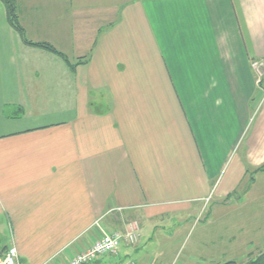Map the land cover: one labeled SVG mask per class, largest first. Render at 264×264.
<instances>
[{"label": "crops", "instance_id": "0c3cea01", "mask_svg": "<svg viewBox=\"0 0 264 264\" xmlns=\"http://www.w3.org/2000/svg\"><path fill=\"white\" fill-rule=\"evenodd\" d=\"M18 15L28 41L90 60L26 44L0 1V256L67 264L129 228L111 216L182 218L264 165V0H18ZM142 243L96 264H137Z\"/></svg>", "mask_w": 264, "mask_h": 264}, {"label": "rangeland", "instance_id": "374dc122", "mask_svg": "<svg viewBox=\"0 0 264 264\" xmlns=\"http://www.w3.org/2000/svg\"><path fill=\"white\" fill-rule=\"evenodd\" d=\"M59 5L61 12L62 4ZM65 14L69 21L73 12ZM63 43L68 44L66 40L60 42ZM263 84L264 81L260 88L264 92ZM247 176L228 199L200 203L182 218H161L146 224L143 230L142 219L121 218L113 213L111 229L138 226L139 240L127 245L137 247L143 242L139 254L130 261L137 264H224L230 260L245 263L264 252V174L256 177L253 186L251 175Z\"/></svg>", "mask_w": 264, "mask_h": 264}, {"label": "built area", "instance_id": "2783aa9c", "mask_svg": "<svg viewBox=\"0 0 264 264\" xmlns=\"http://www.w3.org/2000/svg\"><path fill=\"white\" fill-rule=\"evenodd\" d=\"M257 86L264 81V58L254 59L251 62ZM138 226L130 224L124 232H110L101 229L100 237L91 247L73 256L67 264H96L104 258L115 259L119 257L123 245H134L139 240ZM0 264H21L18 250L10 246L3 256Z\"/></svg>", "mask_w": 264, "mask_h": 264}, {"label": "trees", "instance_id": "16d2710c", "mask_svg": "<svg viewBox=\"0 0 264 264\" xmlns=\"http://www.w3.org/2000/svg\"><path fill=\"white\" fill-rule=\"evenodd\" d=\"M6 7L7 10V18L9 24L15 29V31L23 38L24 42L28 45L35 46L41 49H44L48 52H51L57 56H59L61 59L65 61V63L71 68L74 69L80 65L87 64L90 60L89 57H81L77 58L76 60H71L68 56H66L61 51L57 50L55 47L48 43H33L28 41L25 38V31L21 25L20 18L18 15V0H0ZM23 110L21 108H18V113H22ZM264 173V165L258 167L253 172H251V181L250 184L254 182V177L257 173ZM249 173V171L247 172ZM249 184V185H250ZM224 264H264V252L259 254L256 257H252L250 260L246 261L245 263H238L235 260H230L228 262H225Z\"/></svg>", "mask_w": 264, "mask_h": 264}]
</instances>
